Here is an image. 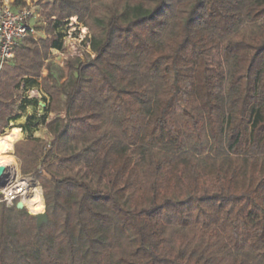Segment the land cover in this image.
<instances>
[{
	"label": "trees",
	"instance_id": "obj_1",
	"mask_svg": "<svg viewBox=\"0 0 264 264\" xmlns=\"http://www.w3.org/2000/svg\"><path fill=\"white\" fill-rule=\"evenodd\" d=\"M41 9L52 38L23 40L0 72V135L20 84L39 86L49 148L29 137L13 155L48 223L0 193V264H264V0ZM74 17L93 58L53 83L46 57Z\"/></svg>",
	"mask_w": 264,
	"mask_h": 264
},
{
	"label": "rangeland",
	"instance_id": "obj_2",
	"mask_svg": "<svg viewBox=\"0 0 264 264\" xmlns=\"http://www.w3.org/2000/svg\"><path fill=\"white\" fill-rule=\"evenodd\" d=\"M15 1V0H13ZM20 2H16L17 6L20 7H31L36 14L40 15V21L37 24V30L38 34L35 38H31L34 42H44L45 40H49L52 38V36L49 34V22L46 19L45 16L41 14V7L44 5V3L51 2L52 0H19ZM60 32H66L65 37L62 39V49L60 51H56L54 49H50L47 57L48 58L45 62V68L42 71V76L46 77L47 74H51L50 81L53 83L61 84V82L65 81L67 78V72L64 68L65 62L69 60H74L75 58L80 59L82 61H88L89 59L93 58V53L91 51L89 39L90 34L89 31L84 28L81 24L78 23L76 17L70 20L68 25H64L63 23H60L58 27ZM30 39V40H31ZM14 61L10 64L9 67L14 66ZM20 91V98L17 101V107L15 110L14 117L15 119L12 120L9 123V128L15 127L20 128L24 125L27 120L30 117H34L33 121H31V128L32 132L29 131H22L21 136L19 137V140L14 142L12 144V150L9 152H4L2 154L3 157H8L12 159L17 165V180H28L29 185L32 189L36 188L40 191L41 196V202L43 201L42 197V189L39 186V183L37 182L35 177L32 176H22L20 174V163L17 161V159L14 157V144L18 143L20 140L29 138V137H35L39 141L43 142L45 149L49 148L48 142L51 140V136L47 131H45L44 127L40 125L38 122H40L44 117L45 123L48 121L53 120L56 116V114L53 113H46L45 109L47 107V104L49 103V98L46 96L41 88L37 86L36 84L28 85V83L22 82L19 86ZM63 101V98L61 102ZM5 131V129H4ZM14 185V182L12 183ZM34 184V185H33ZM2 191V188H0V193ZM30 192H27V195H29ZM19 199V202L22 201L21 194L17 196ZM23 203V202H22ZM24 204V203H23ZM44 204V201H43ZM11 206V205H8ZM28 206H25L27 212L34 216L35 214L31 213V211L27 208ZM45 209V204H44ZM42 210V212L44 211Z\"/></svg>",
	"mask_w": 264,
	"mask_h": 264
},
{
	"label": "built area",
	"instance_id": "obj_3",
	"mask_svg": "<svg viewBox=\"0 0 264 264\" xmlns=\"http://www.w3.org/2000/svg\"><path fill=\"white\" fill-rule=\"evenodd\" d=\"M13 0H0V72L4 66L14 61L17 46L38 34L37 24L40 15L30 7H20ZM8 187L2 188V202L11 205L21 194L11 193Z\"/></svg>",
	"mask_w": 264,
	"mask_h": 264
},
{
	"label": "bare ground",
	"instance_id": "obj_4",
	"mask_svg": "<svg viewBox=\"0 0 264 264\" xmlns=\"http://www.w3.org/2000/svg\"><path fill=\"white\" fill-rule=\"evenodd\" d=\"M22 132L20 128H7L3 135H0V168L6 167L5 178L2 183L3 188L7 189L14 194H19L22 192V202L25 206L31 209H35V213L42 212L44 205L41 202L40 191L36 188L32 189L29 185L28 180H17V165L12 159L8 157H3L4 152H9L12 150V144L19 140ZM14 182V185L12 184ZM34 185V184H33ZM27 192H30L27 195Z\"/></svg>",
	"mask_w": 264,
	"mask_h": 264
},
{
	"label": "water",
	"instance_id": "obj_5",
	"mask_svg": "<svg viewBox=\"0 0 264 264\" xmlns=\"http://www.w3.org/2000/svg\"><path fill=\"white\" fill-rule=\"evenodd\" d=\"M5 172H6V167H1L0 168V181L3 182V179L5 178ZM2 183H0V188H3ZM19 206H25V204L22 203V201L19 202ZM34 218H36V228L39 230L43 225H46L48 223V218L45 213V209L43 212H38L35 213Z\"/></svg>",
	"mask_w": 264,
	"mask_h": 264
}]
</instances>
